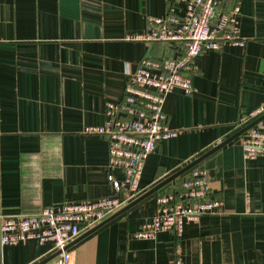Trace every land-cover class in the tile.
<instances>
[{
	"label": "crops",
	"instance_id": "obj_1",
	"mask_svg": "<svg viewBox=\"0 0 264 264\" xmlns=\"http://www.w3.org/2000/svg\"><path fill=\"white\" fill-rule=\"evenodd\" d=\"M169 2L0 0V216L113 194L110 175H122L108 167V142L85 129L105 124L106 105L123 100L128 73L143 58L178 56L172 43L126 39L143 33L148 18L164 17ZM219 4L238 7L245 45L203 52L193 93L166 95V125L177 135L149 155L141 195L240 131L242 115L264 107V0ZM198 165L222 202L214 214L185 222L179 238L136 236L156 216V195L176 190L183 175L71 246L69 264H264V153L246 159L238 137ZM51 248L0 245V264H39Z\"/></svg>",
	"mask_w": 264,
	"mask_h": 264
},
{
	"label": "built area",
	"instance_id": "obj_2",
	"mask_svg": "<svg viewBox=\"0 0 264 264\" xmlns=\"http://www.w3.org/2000/svg\"><path fill=\"white\" fill-rule=\"evenodd\" d=\"M237 15L235 4L224 7L219 0H170L164 17L148 18L143 33L126 37L145 44H175L178 56L143 58L134 72L128 73L123 100L106 105L105 124L85 129L108 142V167L122 175L121 179L110 175L113 194L66 202L59 207L46 206L35 215L0 216V245L51 243V253L59 252L54 264H69L71 243L140 197L139 182L146 160L160 141L177 135L166 125L162 110L166 95L174 89L186 95L193 93L195 59L203 52L219 51L224 45H245L238 35ZM262 115L264 107L255 109L242 115L236 127L243 129ZM240 137L246 159L261 156L264 120ZM155 204L156 216L141 226L138 238L152 239L161 232L179 238L185 222L214 214L222 202L212 197L205 171L198 165L189 170L176 190L156 195ZM175 264H181L180 260L176 259Z\"/></svg>",
	"mask_w": 264,
	"mask_h": 264
},
{
	"label": "water",
	"instance_id": "obj_3",
	"mask_svg": "<svg viewBox=\"0 0 264 264\" xmlns=\"http://www.w3.org/2000/svg\"><path fill=\"white\" fill-rule=\"evenodd\" d=\"M221 35V34H220ZM264 120V115H262L261 117H259L258 119H256L255 121H253L252 123H250L249 125H247L246 127H244L243 129H241L240 131H238L237 133H235L233 136H231L229 139L225 140L224 142L220 143L219 145L215 146L214 148H212L211 150H209L208 152L204 153L202 156H200L199 158H197L196 160L192 161L191 163H189L188 165H186L185 167H183L182 169H180L179 171H177L176 173H174L173 175H171L170 177H168L167 179H165L164 181H162L161 183H159L158 185L154 186L152 189H150L149 191L145 192L143 195H141L140 197H138L136 200H134L133 202H131L128 206L124 207L122 210L118 211L117 213H115L114 215H112L111 217H109L108 219H106L105 221H103L101 224H99L98 226H96L95 228H93L92 230L88 231L87 233L81 235L78 239H76L73 243H71L68 248H70L71 246H73L74 244H76L77 242L81 241L82 239H84L85 237H87L89 234L93 233L94 231H96L97 229H99L101 226H103L104 224H106L107 222L111 221L112 219H114L115 217H117L118 215L126 212L127 210H129L131 207H133L134 205H136L137 203H139L140 201L144 200L145 198L155 194L156 192H158L160 189H162L164 186L170 184V183H174L178 178H180L181 176H183L186 172H188L190 169H192L193 167H195L196 165H198L199 163H201L204 159H206L208 156H210L211 154H213L214 152H216L217 150H219L220 148H222L223 146H225L226 144L230 143L231 141L235 140L236 138L240 137L241 135H243L247 130H249L250 128H252L254 125H256L258 122L263 121ZM59 254V252L54 253L53 255H51L50 257H48L47 259H45L44 261L40 262L39 264H47L48 262L52 261L53 259H55V257Z\"/></svg>",
	"mask_w": 264,
	"mask_h": 264
},
{
	"label": "trees",
	"instance_id": "obj_4",
	"mask_svg": "<svg viewBox=\"0 0 264 264\" xmlns=\"http://www.w3.org/2000/svg\"><path fill=\"white\" fill-rule=\"evenodd\" d=\"M188 172H189V171H188ZM188 172H186L184 175L186 176ZM181 177H182V176H181ZM156 193H158V192H156ZM156 193H155V194H156ZM157 195H158V194H157Z\"/></svg>",
	"mask_w": 264,
	"mask_h": 264
}]
</instances>
